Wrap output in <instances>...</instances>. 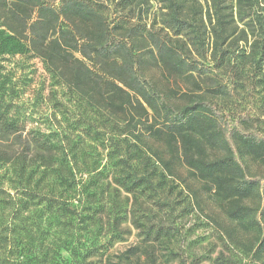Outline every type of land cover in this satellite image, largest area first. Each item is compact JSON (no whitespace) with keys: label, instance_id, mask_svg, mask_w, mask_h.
Wrapping results in <instances>:
<instances>
[{"label":"trees","instance_id":"1","mask_svg":"<svg viewBox=\"0 0 264 264\" xmlns=\"http://www.w3.org/2000/svg\"><path fill=\"white\" fill-rule=\"evenodd\" d=\"M160 2L158 11L150 12L149 0H0L2 32L31 59L39 58L46 70V83L33 90V110L46 105L58 112L63 105L59 91L68 92L94 117H86L83 131L108 149L96 153L94 162L103 155L113 166L110 170L106 162L96 172L87 167L78 178L71 165L75 158L68 156L74 152L71 136L77 125L64 123L46 132L28 128L32 113L16 100L27 90L17 79L11 88L15 99H0V136L12 137L18 145L13 153L0 151V202L14 205V221L0 224V249L25 237L16 248L24 259L20 263L68 264L62 253L66 250L70 264H90L88 257L97 246H85L84 230L92 220L106 217L115 226L122 220L120 213L111 216L105 201L111 171L118 173L116 193L142 192L151 189L154 178L141 174L140 166L156 171L161 164L162 171L172 172L178 158L212 183L230 217L254 216L250 225L260 237L253 261L263 255L264 175L252 174L246 158L264 161V133L259 118L231 112L208 96L230 94L227 82L220 83L208 63L237 75L244 44L250 49L247 58L264 63V0ZM153 65L190 79L206 93L189 96L184 104L174 100L147 73ZM52 94L58 99L52 100ZM148 138L163 141L170 156L147 155L143 147ZM209 148L219 153L209 157ZM36 174L52 175L54 187L39 190V181L30 182ZM6 176L20 196L4 188ZM255 193L259 208L241 202ZM31 205L38 207L32 215ZM139 219L134 218L137 227ZM161 230L157 227L154 234L159 237Z\"/></svg>","mask_w":264,"mask_h":264},{"label":"rangeland","instance_id":"2","mask_svg":"<svg viewBox=\"0 0 264 264\" xmlns=\"http://www.w3.org/2000/svg\"><path fill=\"white\" fill-rule=\"evenodd\" d=\"M149 2L153 6L150 12L158 11L160 0H149ZM152 18L153 14L150 13L149 20ZM7 35L8 33L2 32L0 28V99L5 101L15 99L11 96L15 93L11 88L17 79L21 78V88L26 89L27 92L16 100L18 103L26 104L27 109L32 113L28 128L39 127L41 131L46 132L49 127L57 129L64 123L69 126L75 122L77 127L71 136L74 139L73 155L69 154L68 146L66 151L69 158H75L71 165L77 172V177L82 178L81 170L89 167L96 172L102 169L106 162L108 168L113 170L110 159L103 155L100 162L99 160L94 162L96 153H106L108 149H104L100 142L91 140L86 131H83L88 125L87 121L84 122L86 117L88 120L94 119L93 116L88 117V112L85 113L83 103L71 99L68 92L61 90L59 97L63 105L57 107L58 112L46 105L36 108V111L33 110L31 99L36 93L33 90L36 86L41 87L44 80L46 83V70L39 58L31 59L22 52L19 43L11 38L8 39ZM241 49L244 62L239 63L240 72L237 75L231 74L223 67H216L213 63L206 62L212 65L213 75H216L220 83L223 79L227 82L230 92L224 97L211 93H208V96L219 103H225L227 110L231 112L259 118L258 128L264 133V63L259 65L245 56L250 51L248 44L241 46ZM147 73L180 103H186L189 96L206 93L205 87L200 89L184 76L176 74L171 76L161 65L149 67ZM47 92L46 88L45 93L48 94ZM51 98L58 99V96L52 94ZM147 140L148 143L143 147L147 150L145 152L147 155L155 151L166 158L170 156L163 141L154 138ZM17 148L18 145L12 137L0 136V151L13 153ZM208 153L209 157H213L219 152L209 148ZM152 156L154 159V155ZM246 162L252 174L264 175L263 160L247 157ZM140 167H142L140 173L152 175L154 181L151 189L136 193L122 190L120 194L116 193L115 188L119 185L114 176L118 173L111 171L113 177H110L108 187L110 195L105 201L108 202V208H112L111 216L120 213L122 220L118 226L113 225V221L109 224L106 217L103 222L92 220V224L84 230L85 246H97L88 257L90 264H264V253L259 260L253 261L252 258L260 237L257 228L250 225L254 216L244 219L230 217L209 180L200 178L180 158L174 161L172 172L162 171L161 164L157 165L156 171L146 170L144 166ZM2 169L0 168V176ZM40 177L45 175L36 174L30 182L35 184L39 181L38 189L41 191H49L54 187L52 175L42 180H39ZM88 177L89 175L85 173L84 179ZM2 182L4 188L11 191L12 195L20 196L11 187L15 184H12L7 176ZM241 202L259 208L260 196L255 193L243 198ZM30 207L28 214L36 213L38 207L35 205ZM13 210V204L0 202V224L14 221ZM134 218H140L139 227L135 225ZM159 226H162V232L158 237L154 234V230ZM148 228L153 229L151 234L147 232ZM10 236L12 240L17 238L16 235ZM19 240L23 241L25 237L21 236L14 244H8L12 252H9L10 247L0 249V264H27L25 261L20 263L24 260L23 256L16 253ZM62 253L70 264L72 262L70 254L66 250Z\"/></svg>","mask_w":264,"mask_h":264}]
</instances>
